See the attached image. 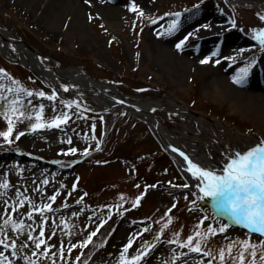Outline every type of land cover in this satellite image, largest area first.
<instances>
[{
	"label": "rangeland",
	"instance_id": "1",
	"mask_svg": "<svg viewBox=\"0 0 264 264\" xmlns=\"http://www.w3.org/2000/svg\"><path fill=\"white\" fill-rule=\"evenodd\" d=\"M31 1L26 9L20 0H0V25L33 47L39 54L36 60L50 68L56 62L62 71L82 69L91 79L112 85L130 102L152 98L185 107L178 113L159 105L150 113L169 130L182 131L186 125L192 128L186 132L204 140L198 125L202 120L229 143L227 160L248 150L239 139L247 144L260 138L257 116L234 111L231 99H218L210 92L213 77L220 74L231 87L256 81L252 73L257 64H264V51L252 30L264 29V0H104L92 6L83 3L86 7L70 0ZM57 3L60 11L52 17L48 9ZM133 4L144 16L130 10ZM78 18L83 22L79 28ZM154 19L157 23H152ZM173 21L176 28L169 33ZM220 27L237 41L220 39ZM191 29L194 34L185 33ZM0 40L15 54L0 53V85L33 93H5L9 100L22 101L18 107L25 117H34L41 107L44 122L64 113L68 116L59 127L34 132L31 125L36 121L24 118L15 122L8 141L0 136V155L18 149L19 143L33 152L26 158L0 159V184H8L0 188V240L9 245H0L5 264H76L78 259V264H121L122 250L130 240L131 247L124 253L128 259L146 252L136 264H219L220 250L227 253L230 243H261V237L248 234L242 225L234 227L226 212L202 198L177 157L139 115H133L135 110L98 94L117 107L101 110L92 92L85 93L62 74L55 75L51 86L37 70L38 76L21 64L8 39ZM194 47L200 51L194 57L197 62H188L182 54ZM205 59L208 63L201 64ZM243 67H248V75L234 83ZM54 88L65 98L58 97ZM105 92L115 96L110 89ZM53 94L54 100L46 98ZM6 103L0 101V113L6 111ZM6 130L7 121L0 115V132ZM21 132L25 135L17 140ZM53 196L54 201L49 199ZM44 205L51 210L42 211ZM225 224L229 225L226 231L219 232ZM209 227L217 232L204 239ZM189 237L194 238L191 246L200 241L201 253L211 255L178 247L177 242ZM39 240L44 243L37 249ZM240 250L237 244L223 264H233ZM262 251L264 247L256 249V264H261ZM252 259L246 252L245 264Z\"/></svg>",
	"mask_w": 264,
	"mask_h": 264
},
{
	"label": "snow or ice",
	"instance_id": "2",
	"mask_svg": "<svg viewBox=\"0 0 264 264\" xmlns=\"http://www.w3.org/2000/svg\"><path fill=\"white\" fill-rule=\"evenodd\" d=\"M87 3L88 0H85ZM131 11L137 12L139 16H144L142 10L138 9L134 4L130 8ZM177 18L179 17V13L174 14ZM264 20V16L261 17ZM152 23H157V20H152ZM176 28V21H173L168 26V32L174 31ZM192 35V34H189ZM253 39L259 44L261 51H264V29L252 30ZM187 40V37H185ZM184 41H181L176 45L177 49H180L183 45ZM215 55V53L213 54ZM233 59V58H229ZM208 63V60H201V64ZM219 63V61H217ZM248 67H243L239 70V74L234 78V83H241L244 78L248 75ZM3 76L11 81L13 85H18V82L13 80L11 77L7 75V73H3ZM24 93L26 96H32L33 93L22 87H8L5 88L3 85H0V101H6L7 103L4 105L6 111L0 113L7 121V130L4 132H0V136L3 137L5 141L9 140L10 135L13 132V128L15 122L18 120L26 119H34L36 122L31 125V131H37L42 128H52L59 127L61 123H65L68 119L66 113L61 116L55 117L51 121L44 122L42 120V112L43 108L41 107L36 115L25 117L24 113L20 111L18 105L22 103V101L18 98H13L9 100L8 96L5 93ZM38 97H44V93H37ZM49 100L55 99V94L52 96L46 97ZM25 135V133L21 132L16 136L18 140L21 136ZM70 142V141H69ZM176 151V149H173ZM75 152V149L72 150ZM188 164V171L192 174L194 178L199 180L202 184L199 191L204 194V197H210L217 202V206L224 210L228 216V218L237 225H242L247 228L249 232L260 234L264 237V141H262L258 146L252 147L249 150L240 153L236 152L232 156H230L222 169L221 174H217L216 172L204 170L199 167L197 164L188 159V157H184ZM47 183V181H44ZM7 182L0 184V188H7ZM187 187V185H185ZM58 194V193H57ZM203 198V197H202ZM49 199L55 200V196L50 197ZM123 199V198H122ZM139 197L137 198V203L139 201ZM79 203V201H78ZM23 202H21V205ZM15 210V209H14ZM51 210L50 205H44L42 211ZM29 218H31V214H29ZM207 217H205L206 219ZM7 223V221H5ZM203 223V221H201ZM229 225L225 224L219 228V232L223 233L226 231ZM14 227H19L16 225ZM167 227V225H164ZM199 227V225H197ZM147 229H145L146 231ZM217 232L216 229L209 227L207 229V234L203 235L204 239H207V235H215ZM43 236V230L40 233ZM95 235V233H92ZM197 235H201L197 233ZM31 238V237H30ZM6 239V238H5ZM158 239V237H157ZM193 237H189L185 242H177L178 247L185 248L188 247L190 252H195L198 254H202L205 257L210 256V252L201 253L200 241H197L195 246H191L193 243ZM91 240V236L89 237V241ZM43 240H39L36 243V248L39 249L41 244H43ZM239 244L241 246V250L238 256L233 257V264H236L238 261L239 264H245V253L248 252L252 260L248 261V264H256L255 257L257 255L256 249L258 247H264V239L261 240L259 245L251 244L249 241H234L226 246L227 253L225 249H221L219 252V264H223L226 254L231 256L232 249ZM0 245H3L4 248H8L9 245L5 243V241L0 240ZM12 247H15L13 244ZM131 247V240L129 244L122 250L121 253V264H136L142 258V255L146 254H138L131 259H128L124 253H127L128 248ZM249 249L251 251L249 252ZM47 251V250H46ZM33 255H36L34 252ZM215 259V257H213ZM7 257H4L3 253L0 252V264H5ZM259 260L261 264H264V251L260 253ZM34 264V262H33Z\"/></svg>",
	"mask_w": 264,
	"mask_h": 264
},
{
	"label": "bare ground",
	"instance_id": "3",
	"mask_svg": "<svg viewBox=\"0 0 264 264\" xmlns=\"http://www.w3.org/2000/svg\"><path fill=\"white\" fill-rule=\"evenodd\" d=\"M49 0H45V2H48ZM73 4L77 6L86 7L83 3H86L85 0H70ZM104 0H88L87 3H91L92 5H98L99 2H102ZM109 2V0H107ZM31 0H20V3L22 6H25L26 9L30 8ZM144 2V0H142ZM145 3V2H144ZM113 4V3H111ZM108 8H115V6H111L109 4H106ZM52 8V9H51ZM48 9V13L52 17H56L60 11V6L57 3V6L51 7ZM73 9V8H72ZM80 13V12H79ZM71 15V14H70ZM71 18V16H69ZM82 20L81 18H78L76 21V24L79 28ZM113 23V20L109 21V24L111 26ZM82 28V27H81ZM221 28V29H220ZM217 28V31H220L219 34L220 39H224L225 41H237V38L231 34V32L228 33V29L224 27ZM83 29V28H82ZM195 30H187L185 33L194 34ZM217 33V32H216ZM5 38L8 39L9 43H12L17 51V56L22 61L24 65H28V67L33 68L36 72L40 73L42 75V78L44 80H47L51 85L54 86V83L56 82V79L54 78L56 74H62L65 77L71 80L72 82H78L81 85H83L85 88H87L89 91L94 92L97 94V87L93 84V82L86 79L83 75V73L76 69H68V70H59L56 67V62H53V67L50 68L47 66L46 63L41 62L40 60H36L34 55L30 52L29 48L26 47V43L20 39L17 35L9 31L8 29L3 28L0 25V39ZM7 41V42H8ZM195 45V44H194ZM161 49L162 46L160 45ZM159 49V50H161ZM202 51V50H201ZM159 52V51H158ZM162 52V51H161ZM0 53L5 55L6 57L10 55H14L13 50L10 48V46L6 42H1L0 40ZM200 51H198L197 48L194 47V49H191L187 53H183L182 57L186 59L188 62H197L194 57L198 55ZM178 71V70H177ZM252 77L256 81H249V83H242L240 87H231L228 84V80H226L224 75H218L213 77V80L211 81V84L213 86L212 91L210 92L211 95H213L215 98H222V99H231V108L234 111H237L239 113H242L243 115H255L258 117V120L256 121L257 126H262L259 134L260 138H254V140L250 141L249 143H243V139H239V142L241 144L247 145L246 147L252 148L255 146H258L262 141H264V64L263 62H260L256 65V67L253 70ZM101 88V87H99ZM106 88L105 86L101 89ZM113 92L115 93L114 98H120L122 101L127 100L122 97L118 96V92L112 88ZM104 91V90H103ZM97 100L101 102V105H109L107 101H105L101 97H97ZM115 102V101H114ZM113 102V103H114ZM117 103V102H116ZM162 103V101L159 100L158 102H155L157 104L156 106H163L165 108L170 109L174 112H183L185 110V107L178 106L175 103ZM115 104V103H114ZM135 104V110L136 112H139V116L142 118H145L148 125L154 128V132L158 136L161 144L165 147H169L171 154L177 157L182 167L187 171L189 174L191 180L197 184V186L202 187V184L199 180L194 178L192 174L188 171V164L187 161L184 159V157H188L189 160L197 164L199 167H201L204 170H209L216 172L217 174L222 173V169L224 168L226 162H227V149L230 148L229 143L220 137H217L215 134L211 132V128L208 126L203 125L202 120H198V125L201 128L203 132V138H200L197 136V134H189L186 132L187 129H192L191 127H188L186 125H183L182 131H172L169 130L165 125L160 124L158 122V125H155L153 123V120L151 118L150 111L154 105L151 103V101H146L142 99H138ZM112 105L111 110L116 109L117 107L115 105ZM119 105V103H118ZM149 113V114H148ZM214 130V128H212ZM210 138H209V137ZM208 137V139H207ZM18 149L9 151L7 153H2L0 155V159L2 160H10V159H20V158H26L28 157V153H33L32 151L26 149L22 143H19L17 145ZM173 149H176V151H173ZM221 150L223 152V155H221L218 150ZM246 150H243L245 152ZM202 197L207 200L209 203L214 204L217 206V202L213 200L210 197H204V194L201 192ZM218 207V206H217ZM221 211L220 207L218 208ZM225 212V211H224ZM235 227V225H234Z\"/></svg>",
	"mask_w": 264,
	"mask_h": 264
},
{
	"label": "water",
	"instance_id": "4",
	"mask_svg": "<svg viewBox=\"0 0 264 264\" xmlns=\"http://www.w3.org/2000/svg\"><path fill=\"white\" fill-rule=\"evenodd\" d=\"M26 45V47L27 48H29V50H30V52L34 55L33 57H35V59H37V56L39 55L38 54V52L33 48V47H31L30 45H28V44H25ZM21 63H22V61H21ZM23 64V63H22ZM26 67H28V65H26ZM35 75H37L38 76V74L34 71V69L33 68H31V67H28ZM80 71L83 73V75H84V77L86 78V79H88L89 81H91V82H93V84L97 87V92L96 93H101V94H104L105 96H108V97H110L112 100H115L116 102H118V103H120V104H122V106H124L126 109H129V110H137V109H135V104L134 103H130V102H128V101H126V100H124V101H122V99H120V98H114V97H111L109 94H106V93H104L103 91H102V87H106V88H110V89H112V87H110V86H107L106 84H103V83H100V82H96V81H94V80H92L88 75H87V73L84 71V70H82V69H80ZM39 78H40V76H39ZM40 79H42V80H44L42 77L40 78ZM73 84L74 85H76V86H78V87H80L85 93H87V94H91L92 95V93L87 89V88H85L83 85H81V84H79L78 82H73ZM99 87H101V88H99ZM105 89V88H104ZM116 93V92H115ZM96 95V94H95ZM118 96H120L119 94H118ZM97 99V98H96ZM98 105H100V106H102L103 108L102 109H104V108H109L108 106H106V105H101L100 103H98ZM111 108V107H110ZM149 114V113H148ZM150 116H151V118H152V120H153V123L155 124V125H158V123L156 122V120L154 119V117L151 115V114H149ZM153 128V127H152ZM154 129V128H153ZM245 228V227H244ZM247 231H249L247 228H245ZM251 233H253V232H251ZM254 234H257V233H254Z\"/></svg>",
	"mask_w": 264,
	"mask_h": 264
},
{
	"label": "trees",
	"instance_id": "5",
	"mask_svg": "<svg viewBox=\"0 0 264 264\" xmlns=\"http://www.w3.org/2000/svg\"><path fill=\"white\" fill-rule=\"evenodd\" d=\"M79 261H80V259H78V261H76V264H78Z\"/></svg>",
	"mask_w": 264,
	"mask_h": 264
}]
</instances>
